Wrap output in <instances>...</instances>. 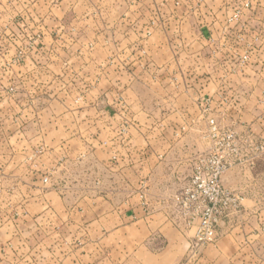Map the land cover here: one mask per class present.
I'll return each mask as SVG.
<instances>
[{
  "label": "rangeland",
  "instance_id": "obj_1",
  "mask_svg": "<svg viewBox=\"0 0 264 264\" xmlns=\"http://www.w3.org/2000/svg\"><path fill=\"white\" fill-rule=\"evenodd\" d=\"M59 1L65 4L54 9L56 20L64 13L59 24L38 20V31L24 30L20 41L0 44V51H8L0 62L5 70L0 77L4 87L0 155L12 157L16 148H33L17 158L21 163L17 175L23 177L17 182L39 178L37 186L15 184L0 172V210L12 213V205H22L21 230L8 229L0 236L2 245L12 243L1 251L0 264H62V253L70 256V264H79L75 250L61 248L60 238L47 228L63 222L46 218V213L31 218V213L46 208L34 203L37 194L54 191L59 197L54 210H61L63 204L73 211L72 221L77 220L78 211L97 204L96 196L121 206L134 194L147 214L154 211L150 178L142 177L133 185L128 170L111 154L115 146L111 129L122 122L114 115L131 111L127 98L135 101L133 112L142 106L154 111L156 96L141 83L175 80L180 68L194 67L191 56L198 52L205 66L202 74L210 70V89L197 96L198 111L187 108L193 119L182 121L177 133L187 143L182 148L203 151L183 171L180 186L155 202L180 231L190 234L180 264H201L204 250L227 235L225 240L236 242L240 237L239 246L245 247L239 255L242 263L264 264V0H116L114 7L108 4L114 5L115 0H102L106 7L99 14L89 5L98 0H87V5L82 0L87 8L77 0ZM128 23L132 32L126 28ZM49 28L57 38L42 43V32L45 38L51 37L45 33ZM176 68L179 72H173ZM111 81L120 86L134 82V87L112 91L108 89ZM184 91L190 97V90ZM192 98L195 101L196 94ZM53 99L67 101L69 111L52 103ZM63 112H79L86 118L80 122L59 119ZM126 123L121 125L118 143L121 148L133 145L135 152L129 159L138 163L149 145L157 148L154 128L159 122H129L135 123L133 142L125 139ZM68 125L70 132L64 130ZM190 131L196 134L191 139L196 142L193 147L188 143L191 136L186 137ZM65 144L103 148V152L87 153L84 159L72 154L67 160L65 154L45 151ZM141 168H134L139 176L147 172ZM208 218L213 230L210 241L203 240L200 232ZM104 252L105 258L109 251Z\"/></svg>",
  "mask_w": 264,
  "mask_h": 264
},
{
  "label": "crops",
  "instance_id": "obj_2",
  "mask_svg": "<svg viewBox=\"0 0 264 264\" xmlns=\"http://www.w3.org/2000/svg\"><path fill=\"white\" fill-rule=\"evenodd\" d=\"M77 1L79 6L82 5V7L87 8V6H83V4L87 5V0H83V4L82 0ZM116 2V0L112 1L114 5L111 3L108 5L114 7ZM89 5L92 9L96 10L98 14L104 9V7H106L102 0L95 2L89 1ZM61 8H65V4L59 0L56 2L55 0H0V44L5 43L4 45L6 46L11 40L20 37L24 30L30 31L31 29V32L33 33V28L38 31V20H41V23H45L46 25L49 23L54 25L57 23L59 24L64 13L61 12L62 16H59V20H56L57 17L54 16V9L59 10ZM28 12L30 14H28ZM96 14L97 13L95 12V15ZM38 16H41L42 19H39ZM96 17L97 15L95 18ZM133 24L136 23L133 22ZM126 28L132 32L129 23ZM97 32L99 31H96V33ZM45 33L47 36L50 35L51 37L45 38V34L42 32L43 36L40 37L39 41L50 40L51 43L57 38L54 37V33H52L50 28L46 29ZM133 34L134 33H127L125 36ZM131 37L132 36H130V38ZM18 41H20L19 38ZM195 43L196 42H194V44ZM6 53H8V51H0V62L2 56L7 55ZM199 54L200 52L191 56L193 58L194 67L188 69V72L182 70V68H180V72L177 68L173 71L179 72L175 76V80L148 81L141 83L143 87L150 89L156 96L154 104L157 107H152L154 111L149 110V106H142L138 111L133 112L132 108H134L135 101L133 102L131 99L129 100L127 98V109L131 108V111L128 113L123 112L121 116L116 113L114 115L115 119H120L122 122H119L120 125L118 128L114 126L111 129V142L112 144H115V146L111 148V154L112 156L117 155V163H121L123 168L128 170L132 180L130 181L133 185H135L142 177L150 178L152 193L149 199L153 201L154 207L152 213H146L140 202L139 196L134 194L128 197L121 206L113 205L110 201L111 199L107 200L108 198L103 196H96L94 202L97 204L91 208L85 207L78 211L76 214L77 220L75 219L72 221L70 217L73 216L70 214H72L73 211L67 210L63 204L61 210H54L53 203L55 202V198L58 197L57 194H54V191H46L43 195L37 194L32 198L34 203L38 202L39 205L44 204L46 208L42 209V211H37L35 215L31 213V218L39 219L40 216L46 213V218L53 216V218H58L60 223L63 222V224L57 226V228L55 225L47 228L57 235L56 238H60V242H62L61 248L69 251H71V249L75 250V253L79 255V264H180L183 260L188 248V236L190 234H185L180 231L167 213L164 210L159 209L160 206L158 203L156 204L155 201L160 199L161 196H167V194L175 190L176 186H180L179 181L182 179L180 176L183 171L187 169L188 166L191 167L194 157L199 154L200 151H203L201 148H182L184 144L187 143L184 142L185 138L182 140V138H180L182 136L177 133L178 129L182 126V121L185 119H193L187 112H185L187 108L189 107L190 109H193L194 107L198 111L197 96L210 89V77L209 74H207V72L210 73V70L206 68L207 72L202 74L205 70V66L200 64V60L202 61L203 58L199 59ZM1 65L2 64L0 63V77L2 72L5 71ZM115 87L122 90H129L134 87V82L126 81L124 82V85L120 86L116 81H111V86L108 87V89L114 91ZM3 88L4 87L0 84V105L2 104L1 101L3 97V91H1V89ZM187 89L190 90V97L188 96V93L184 91ZM193 94H196L195 101H193L192 98ZM136 99L138 100V98ZM56 102L58 105H62L64 111H69V108L65 107L67 101H54L53 99L52 103ZM120 105L122 107V104ZM60 114L59 119L63 118L72 122H80L86 118L79 112H75L74 114L63 112ZM141 115L142 118L140 117ZM196 115H198V112ZM134 121L159 122V125L154 128L158 131V137L154 138L158 143L157 148H153L149 145L145 150V153H147L146 156L138 163H134L129 159V157H132V154L135 152V149L132 148L134 146L128 143V148H121V145L118 143V140L121 137V125L123 126L125 122H127L125 127L129 130V134L125 139L129 142L134 141V136L132 137L131 135L132 131L135 130V123H129ZM162 125L164 127L159 128V126ZM64 130L70 132V126H66ZM75 134L76 133L73 132L70 134V137ZM194 135L196 134H193L191 131L186 135V137L191 136L189 138L190 142H188L190 147H193L196 144V142L191 140ZM144 139L147 140L146 137H143V140ZM62 146L63 148H45V151L46 153L59 152V154H65L67 160H71L72 154L77 155L78 158L83 156L84 159L85 154L87 153L90 154V152H93L96 154H102L103 152V148H68L67 144ZM22 149L23 148L14 149L15 155L12 157L6 154L0 155V163H3L0 164V172L3 170L4 178L10 177V179L15 180V184L25 183L27 185L37 186L39 178L37 180L32 178L25 179L24 182H17L20 180L23 181V177L17 175L19 170H21V163L17 158L20 159L21 154L26 150L31 149L34 151L33 148H24V151ZM140 167H142L141 169L147 170L142 176L137 175L135 172V169H139ZM7 170L9 172H7ZM2 192L6 193V191ZM13 196L19 198L17 194ZM49 197L51 201L49 200ZM99 202H102L103 204L101 205ZM21 207L22 205H12V213L11 209L0 210V236L8 231V229H10L9 231H15V233L18 229L21 230ZM32 211L35 210H31V212ZM36 227L38 228V226ZM63 236L66 241L64 243L61 241L63 240ZM228 236L229 235H227V237ZM227 237L222 236L216 244L209 245L204 250L201 264H245L239 259L240 251L245 249V247L239 246L240 237L237 242L225 240ZM235 238L237 237L235 236ZM75 239L78 242L77 245H75ZM67 241L69 244H67ZM9 244L12 243H5L2 245V242L0 241V254L1 251H5L8 248ZM52 247H55V245ZM108 247L110 248L107 249ZM104 250L109 251L105 258L103 256L106 254ZM47 252L50 253L48 250ZM62 255V264H67L70 256L65 257V254L63 253ZM109 255L110 258L108 257ZM70 263L73 262L70 261L68 264Z\"/></svg>",
  "mask_w": 264,
  "mask_h": 264
},
{
  "label": "built area",
  "instance_id": "obj_3",
  "mask_svg": "<svg viewBox=\"0 0 264 264\" xmlns=\"http://www.w3.org/2000/svg\"><path fill=\"white\" fill-rule=\"evenodd\" d=\"M200 232L203 235V240L207 239L210 241V233L211 234L213 233V230H211V232H210V218L204 220L203 226L200 229Z\"/></svg>",
  "mask_w": 264,
  "mask_h": 264
}]
</instances>
